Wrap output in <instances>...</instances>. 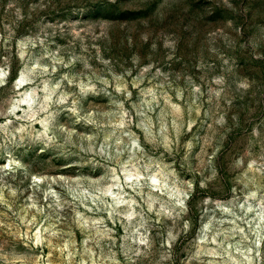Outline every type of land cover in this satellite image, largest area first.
<instances>
[{
	"label": "rangeland",
	"instance_id": "rangeland-1",
	"mask_svg": "<svg viewBox=\"0 0 264 264\" xmlns=\"http://www.w3.org/2000/svg\"><path fill=\"white\" fill-rule=\"evenodd\" d=\"M0 76V264H264V0H0Z\"/></svg>",
	"mask_w": 264,
	"mask_h": 264
},
{
	"label": "bare ground",
	"instance_id": "bare-ground-1",
	"mask_svg": "<svg viewBox=\"0 0 264 264\" xmlns=\"http://www.w3.org/2000/svg\"><path fill=\"white\" fill-rule=\"evenodd\" d=\"M1 77V76H0ZM22 79H21V74L19 73V74H17L15 77H14V84L17 86V88H22L27 82H22L21 81ZM24 106H26L27 104H23ZM28 106V105H27ZM30 115H32V114H30ZM4 165L7 167L8 166V168H9V166L11 165V161H10V158H8V159H6L5 160V162H4ZM127 176H130V174L129 173H125ZM154 185H156V184H154ZM110 188L109 187H104L103 188V191H108ZM36 235H37V238H39V232H36Z\"/></svg>",
	"mask_w": 264,
	"mask_h": 264
}]
</instances>
